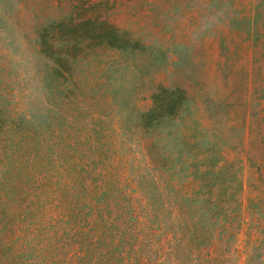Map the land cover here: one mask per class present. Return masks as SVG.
<instances>
[{
	"label": "rangeland",
	"instance_id": "1",
	"mask_svg": "<svg viewBox=\"0 0 264 264\" xmlns=\"http://www.w3.org/2000/svg\"><path fill=\"white\" fill-rule=\"evenodd\" d=\"M0 264H264V0H0Z\"/></svg>",
	"mask_w": 264,
	"mask_h": 264
},
{
	"label": "trees",
	"instance_id": "2",
	"mask_svg": "<svg viewBox=\"0 0 264 264\" xmlns=\"http://www.w3.org/2000/svg\"><path fill=\"white\" fill-rule=\"evenodd\" d=\"M161 95H155L153 97V107L150 109V111L144 115L143 118L145 119H155L161 116L162 112L164 111L163 106H162V100H161ZM170 109L168 110L169 112H173L174 107L171 106L169 107Z\"/></svg>",
	"mask_w": 264,
	"mask_h": 264
}]
</instances>
